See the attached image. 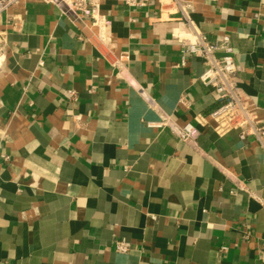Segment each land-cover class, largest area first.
Masks as SVG:
<instances>
[{"label": "crops", "instance_id": "obj_1", "mask_svg": "<svg viewBox=\"0 0 264 264\" xmlns=\"http://www.w3.org/2000/svg\"><path fill=\"white\" fill-rule=\"evenodd\" d=\"M190 1L209 41L228 34L264 123V0ZM98 12L100 33L79 19L107 55L61 5L24 0L0 18V264H264V150L212 130L201 60L177 66L179 14ZM162 116L196 136L148 126Z\"/></svg>", "mask_w": 264, "mask_h": 264}, {"label": "built area", "instance_id": "obj_2", "mask_svg": "<svg viewBox=\"0 0 264 264\" xmlns=\"http://www.w3.org/2000/svg\"><path fill=\"white\" fill-rule=\"evenodd\" d=\"M24 0H0V18L12 6ZM46 3L61 5L65 14L78 18L87 16L91 25L100 32L105 30L106 19L98 12L99 5L104 1H114L130 9L142 10L150 4H157L160 10H169L179 14L185 30L174 28L171 32L180 46L181 59L178 67H184L188 58L201 60L203 70L198 76L199 82L209 89L217 106L209 114L211 128L215 133L224 136L235 132L239 140L245 142L249 139L257 143L264 150V123L256 117V109L241 97L235 78L239 68L235 62L236 52L230 44L228 34L221 35L220 39L211 42L194 24L191 18L192 4L190 0H43ZM7 46V33L0 24V70L5 59ZM70 97H75V92L68 90ZM182 104L185 102L181 101ZM203 124L202 118H195ZM148 126L156 129L167 128L182 141L192 139L197 134L196 127L186 122L177 125L167 116L160 120L148 122ZM264 206V204H263ZM118 252L125 253L128 248L122 240L115 242ZM224 249V248H222ZM264 250V246H263Z\"/></svg>", "mask_w": 264, "mask_h": 264}, {"label": "water", "instance_id": "obj_3", "mask_svg": "<svg viewBox=\"0 0 264 264\" xmlns=\"http://www.w3.org/2000/svg\"><path fill=\"white\" fill-rule=\"evenodd\" d=\"M77 18V17H76ZM79 21V28L84 32V34L90 39L91 43L98 48V50L104 54L107 55L108 51L105 48V46L101 43V41L90 31L87 29V27L84 25V23L78 18Z\"/></svg>", "mask_w": 264, "mask_h": 264}]
</instances>
